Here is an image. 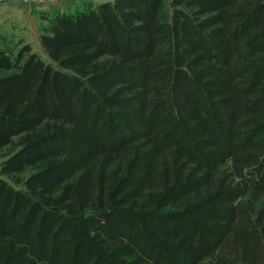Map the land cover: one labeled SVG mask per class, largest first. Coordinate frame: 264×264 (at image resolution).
Segmentation results:
<instances>
[{
    "label": "trees",
    "instance_id": "trees-1",
    "mask_svg": "<svg viewBox=\"0 0 264 264\" xmlns=\"http://www.w3.org/2000/svg\"><path fill=\"white\" fill-rule=\"evenodd\" d=\"M48 23L0 47V264H264V0Z\"/></svg>",
    "mask_w": 264,
    "mask_h": 264
},
{
    "label": "crops",
    "instance_id": "crops-1",
    "mask_svg": "<svg viewBox=\"0 0 264 264\" xmlns=\"http://www.w3.org/2000/svg\"><path fill=\"white\" fill-rule=\"evenodd\" d=\"M85 1L29 0L23 2L22 0H0V32L7 35L15 34L24 38L33 46L35 51L42 55L45 51L40 42V26L45 24L43 23L44 19L46 20V17L43 16V14L46 15L44 11L48 10L51 17L59 12L75 11ZM34 36L36 39L33 38Z\"/></svg>",
    "mask_w": 264,
    "mask_h": 264
},
{
    "label": "rangeland",
    "instance_id": "rangeland-1",
    "mask_svg": "<svg viewBox=\"0 0 264 264\" xmlns=\"http://www.w3.org/2000/svg\"><path fill=\"white\" fill-rule=\"evenodd\" d=\"M23 2H27V1H23ZM85 2L87 3L88 0H86ZM44 12H46V15L43 14L44 18L46 17V20L44 19L43 23H45V24H43V25H45V27H46L49 24L48 23V19L50 17V12H48V10H46ZM53 16H51V17H53ZM43 25L40 26V29H41L40 32H42ZM33 38L36 39L35 36ZM22 41L28 42L24 38H20V36H16L15 34L7 35V34H3V33L0 32V45H1V47H4V46L11 47V49H13L16 52L20 48L19 43L22 42ZM42 56H43V58L48 60V57H47V55L45 53H42ZM7 150H8L7 148L0 150V161L2 159V156L7 152ZM36 168H37V166L29 167L24 173L20 174V177L27 176L29 173H31ZM0 177L6 178L10 182L14 183V181H12L9 177H7L5 175H1V173H0Z\"/></svg>",
    "mask_w": 264,
    "mask_h": 264
},
{
    "label": "built area",
    "instance_id": "built-area-1",
    "mask_svg": "<svg viewBox=\"0 0 264 264\" xmlns=\"http://www.w3.org/2000/svg\"><path fill=\"white\" fill-rule=\"evenodd\" d=\"M22 1H28V0H22Z\"/></svg>",
    "mask_w": 264,
    "mask_h": 264
}]
</instances>
